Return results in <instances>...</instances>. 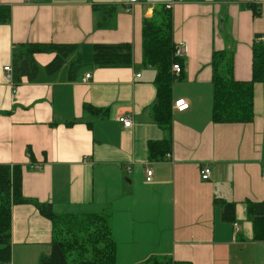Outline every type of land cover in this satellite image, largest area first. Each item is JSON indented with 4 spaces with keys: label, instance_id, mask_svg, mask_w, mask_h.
<instances>
[{
    "label": "crops",
    "instance_id": "crops-1",
    "mask_svg": "<svg viewBox=\"0 0 264 264\" xmlns=\"http://www.w3.org/2000/svg\"><path fill=\"white\" fill-rule=\"evenodd\" d=\"M0 1L12 10L11 22L0 25V165L22 167L26 198L51 204L58 215L109 216L116 264H142L154 256L264 264V242L254 241L247 209L248 202L264 200L263 85H255L252 123L212 118L213 53L233 54L234 78L252 80L255 35L264 39V0ZM251 2L261 16L244 7ZM157 6H169L173 42L188 51L184 72L173 82L172 152L151 161L149 144L162 141L165 132L146 112L156 99L158 72L143 63L142 32ZM97 7L115 11L103 29L97 28ZM30 44L79 46L84 66L74 80L70 60L49 75L56 53H39L36 79L22 78L13 89L4 68L13 65L18 46ZM119 44L132 45L133 65H91L95 45ZM182 99L189 104L184 112L174 109ZM86 106L107 113L96 117ZM126 116L132 128L120 122ZM205 167L211 170L207 181ZM216 198L236 205L238 230L223 221ZM52 241V223L34 205L13 206L11 264H39Z\"/></svg>",
    "mask_w": 264,
    "mask_h": 264
},
{
    "label": "trees",
    "instance_id": "trees-1",
    "mask_svg": "<svg viewBox=\"0 0 264 264\" xmlns=\"http://www.w3.org/2000/svg\"><path fill=\"white\" fill-rule=\"evenodd\" d=\"M244 7L252 10L254 17L261 16V9L255 2ZM100 18L97 28L103 29L115 15L114 9L97 7L94 10ZM12 10L0 1V25L8 24ZM144 65L157 70V95L153 105L146 111L152 123L165 132L162 141L149 144L151 161H161L172 152L173 139V82L174 58L173 17L167 6H157L151 19L143 26ZM255 35L253 44L252 80L237 81L234 78V56L226 51H214L212 57L214 100L213 121L219 124H250L255 119V85L264 89V40ZM56 53V58L46 67L53 75L70 60L69 78L84 66L76 45L30 44L18 46L13 52L14 83L22 78L34 81L39 73L35 55ZM134 52L131 44L95 45L91 65L93 67L131 66ZM183 60L180 61L182 67ZM85 111L96 117L102 111L90 106ZM74 122L68 124L72 125ZM32 204L53 226L52 251L41 257L39 264H116L117 248L112 236V226L107 215H58L51 204L39 203L23 195V169L20 166L0 165V263L10 264L12 260V208L15 205ZM215 205L222 208V219L235 224L236 205L222 199H215ZM248 217L253 224L254 241L264 242V200L248 202ZM142 264H191L167 257H151Z\"/></svg>",
    "mask_w": 264,
    "mask_h": 264
},
{
    "label": "built area",
    "instance_id": "built-area-1",
    "mask_svg": "<svg viewBox=\"0 0 264 264\" xmlns=\"http://www.w3.org/2000/svg\"><path fill=\"white\" fill-rule=\"evenodd\" d=\"M24 1H25V3H29L30 4V3H33L35 0H24ZM140 2H141V0H127V3L129 5L139 4ZM167 8H169V6ZM174 48H175L174 49V58L176 59V62L173 64L172 71L175 74V76H181L183 74V72H184V68L182 67L180 61L183 60L186 57L188 50H187V47L184 44H174ZM4 72L6 74L7 81L13 87V89H15L16 85L14 83L13 67L11 65L6 66L4 68ZM90 78H91V75L88 74L84 81H89ZM136 78H141V74H137ZM174 109L178 110L180 112H184V111L189 109V104L183 99L182 100H178L174 104ZM119 120L125 126V128H132V126H133V119L132 118L126 116V117L120 118ZM167 157L171 158V155L169 154ZM39 168H40L39 166L36 167V169H39ZM201 174H202V179L204 181H207L211 177V170L209 168L205 167L202 170ZM146 175H147V181L150 182L152 180L153 171L148 169L146 171ZM263 175H264V168H263ZM235 228L238 230L237 223H235Z\"/></svg>",
    "mask_w": 264,
    "mask_h": 264
},
{
    "label": "rangeland",
    "instance_id": "rangeland-1",
    "mask_svg": "<svg viewBox=\"0 0 264 264\" xmlns=\"http://www.w3.org/2000/svg\"><path fill=\"white\" fill-rule=\"evenodd\" d=\"M253 1H255V0H253ZM84 58H85V59H88V58H87V53L85 54ZM86 61H88V60H86ZM65 66H68V65L66 64ZM0 264H1V263H0Z\"/></svg>",
    "mask_w": 264,
    "mask_h": 264
}]
</instances>
